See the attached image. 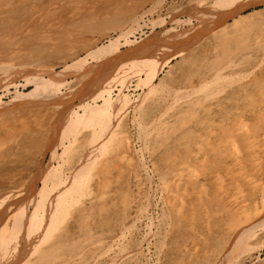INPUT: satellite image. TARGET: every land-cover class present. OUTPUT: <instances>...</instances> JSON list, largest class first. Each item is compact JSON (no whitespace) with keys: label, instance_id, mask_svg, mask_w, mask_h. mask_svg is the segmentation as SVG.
<instances>
[{"label":"bare ground","instance_id":"6f19581e","mask_svg":"<svg viewBox=\"0 0 264 264\" xmlns=\"http://www.w3.org/2000/svg\"><path fill=\"white\" fill-rule=\"evenodd\" d=\"M176 1L177 0H170L169 2L168 0H0V91L5 92V94L2 93V95H0V118H2L1 120H3L5 117H12L17 112V107H28L29 105H34L37 107V109L33 108L29 109L28 111L30 113L31 111H36V115L39 118V121H36V119L34 121L37 122L36 124L45 123L44 128H46L43 131H34L32 125L27 122L25 123V125H23L24 128L22 129V133L20 132V134H16L13 139L9 140L8 144L11 143L10 145H6L4 150H1L0 147L1 173L4 170L3 168H5V166H11L12 170L15 167L26 168L29 170L31 175L28 176V179L26 181L23 178L17 179V181H13V183H11V185L7 188L0 185V264H103L101 262L104 260H102L101 262L92 260L95 254L90 245L95 242V239L91 234L92 230L90 229V231L88 229H85L88 224L90 225L92 223L89 222V220L92 216V210L94 208L89 209L88 207V212H85V208H71V206H74L73 203L77 198H75V200L73 201L68 202L66 199L67 197L65 196V192L70 193L72 189L71 186L76 184L77 181H80V179L82 178V167L84 165H82L81 163L85 161L90 162L91 158L89 157L87 160H84V158H79L80 161H78L79 163L77 162L79 165L73 166L71 172L69 171V175L66 173L67 176L64 174L65 172L62 171L64 163H62L63 160L61 161L62 164H60L59 162V164L56 163L57 165H54V162L60 158L63 159V156L65 154H69L71 156L74 153H77L78 150H80L79 148H81V150L83 149L84 152L87 148L90 149L91 145L99 144L101 140L109 141V136L115 139L113 131L117 126L114 127V125H116L117 122L120 121L123 114H126L129 106L131 105V102L128 100L129 97H127V94L125 93L128 85L126 86L124 84L125 81H123V79L127 78L126 76L129 73L128 71L133 69V76L137 77V79H135L136 87H143L147 89L143 93L142 89H140L141 92H139L142 93L140 94V97L144 98L146 96L147 98L148 95H153L157 91L161 92L168 86L167 81L169 80L168 77L171 73L170 70L168 71L166 70V68L170 67L171 62L169 61H172L169 60V58L175 59L179 57L181 58V60H183L184 63H186L188 61H191V59L199 60L201 55H206L204 53H207L212 49L214 52L215 48H217V50L221 49L223 51L230 52L231 44L234 46H236L235 44H237L236 49L240 50V48H242L240 47V45L242 46V44L239 45V43L244 39V37L238 35L229 37L227 35L229 34L228 32H230L232 35L236 32H242V30H249V27L251 26L250 24L257 25L259 24L258 22L260 19H264V15H262L263 12H260L261 9H254L253 11L244 14V11L249 9L250 7L264 5V0H213V2L203 7L199 2V4L189 3V5L192 4L191 6H189L186 4L178 3V1ZM147 3L149 4L148 8H146L145 6ZM164 3L165 5H167L165 9L167 11L165 17L161 13L163 11L162 6ZM124 4H126L125 8L123 7ZM114 8H116L117 10L112 12L111 10ZM179 14H183L184 16H179ZM149 16L150 19L144 21V18ZM229 19H232V21L229 22ZM216 24H219V26L211 28ZM168 25L170 27H168ZM260 27L264 29L261 24ZM156 28H160V30L156 31ZM181 28H184L185 30ZM148 30L149 32H147ZM186 30H189L191 34L189 37L184 38L185 33H183V31ZM84 33H87L89 36L84 37ZM136 34L139 36L136 37ZM97 35L103 36V40L99 41V43H97L95 39ZM240 35H242V33ZM131 37L133 39H131ZM171 40H175L176 47L174 48L173 45V48H171L173 49V51L170 52L171 49H168V46L171 47ZM245 41L244 43L248 44L249 38L247 37V35H245ZM192 44H197V47L189 50V48L192 47ZM123 47H126V49L122 50ZM250 47H248V49ZM82 50L84 51L82 54L83 56L79 53ZM163 50L165 51V55L161 56L159 53ZM186 51H188L187 54ZM261 58L263 59V57ZM54 59L62 61V68L60 70H56V68H53L54 65H50V63ZM157 59L161 60L160 63L159 61L156 62ZM138 64H141L143 67L150 66L151 64L157 65L153 66L150 69V77L148 82L139 75L143 73V70L137 68ZM201 64L204 65L203 63ZM234 64L236 66L237 63ZM106 65L112 66V68L108 67L107 69ZM211 65L212 64L206 63V66H208L207 68L211 69ZM97 69H100V74H116V76L111 75L110 78H106L103 82V86H100V88H98L96 92L94 91V96L93 94V97L91 96L93 99L92 103H86L83 101L82 103L80 101L81 103H78L79 105L77 106L79 111L75 110L72 107L73 103L69 102L68 98L72 99L76 96L75 90L77 89V87L72 84V82L69 80V77L77 73H85L83 72L85 70H87L86 75H88L89 70ZM165 70L166 73H164ZM250 72L252 73V70ZM14 74H18L19 78H15L13 76ZM243 76L244 74L242 75V77ZM79 77L83 78V76ZM228 77H230V75ZM21 80L23 81V83H20ZM226 81L228 82V80ZM229 81L231 80L229 79ZM115 83H120V86L115 85ZM197 84L199 85V83ZM218 84L219 83H217L216 87L218 86ZM225 84L228 85L227 83ZM19 87H22L23 90H19ZM11 88H13V91H10ZM213 88L215 89V87ZM213 88L211 89L213 90ZM246 88L247 86H239L238 88H235L234 91H231L228 96V104L230 106L228 107V110H238L237 108H235V106L240 103L239 98L242 96V91ZM211 89L209 91H211ZM180 90L182 91V89ZM187 90L188 92L174 90L176 92H174L173 94V106L180 103L181 101L185 103L187 102V104H191L192 100L188 102L187 99H189V97H191L192 95H196V93L200 91L197 88L192 89L191 91L189 89ZM244 92L248 91L244 90ZM5 95H9L10 99L8 101L2 100L3 96ZM204 95L200 94L201 97H198L199 100L198 98H194L196 99L195 105L204 104L208 96H210L207 94V96L204 97ZM150 98L152 99V96ZM139 99L135 100V104L133 102L134 105L132 106L134 108L139 104ZM147 99L152 102L149 98ZM157 99L159 100L160 98L158 97ZM155 100L153 101V103H157L158 100ZM162 102L163 101H161V103ZM37 103H40V105H38L39 107L37 106ZM172 103L173 102H171V105L169 106H172ZM10 105L14 108H9ZM152 105L154 104L151 103V106ZM147 106H149L148 103ZM157 107L158 105L156 106V108ZM174 108V110H176V108L178 107L174 106ZM154 109L155 107L153 108V110ZM42 110H47V118L44 116L45 113H42ZM143 110L145 109L143 108ZM56 112H61L60 115H62L64 118V124L61 126V129H63L62 132H65V134L61 138H59L58 136L59 139L55 140L57 145L51 143L49 144L47 142L52 138L53 135L52 126L55 124L54 119L57 118ZM188 113V108L182 107V111L174 112V123H167V121H165L166 123L160 125L162 131L160 132L158 130L162 138L165 136L164 139H166V141L160 140V142H162V144H165L166 142L167 150H171V152H174L176 147L181 146L182 149L185 148L187 151V153L182 154L178 168H175L172 171L168 170L161 174V180L164 183V187L166 190V196H163L164 199L161 202L162 211H168V209H165V207L168 208V206L170 212H172V210L174 211L172 195L175 194L176 196L175 191L177 189L173 191V189L169 188L167 179L170 176L171 178H173L171 180L173 181V183H175L177 188L183 182H185L186 184L184 185L188 184L189 186L195 187V189H192V192H194V194H203L202 197L198 198L199 204H208L211 202L213 203L216 199L215 195H209L207 193L209 189L208 187L210 186L209 181L213 179V176L206 172L207 165L205 163L207 161V158H209V154H207V152L203 149V146L198 143V147L196 146V148H198V161L192 159V153L190 151V144L188 141L194 137H192L190 133H185L183 141L180 142V135L182 133L177 134V131L180 130L179 126L181 125L179 124V122H182L184 124L186 122L185 115ZM262 113V118H264V105L262 107ZM148 115L146 117H148ZM180 115L181 117H179ZM190 116L192 117V115ZM239 116H234V118H238ZM141 118L139 116V120H141ZM162 118L163 117L161 116L160 119ZM234 118L230 120L231 118L227 115L221 116L222 121H225V123H227V126L224 127L225 130L222 128V131L221 128H219L218 132H215L213 134L212 138L214 139V141H209V146H211V151L209 152H211L210 159L212 164L215 162L216 165H218L223 162H230V160L234 162V166H236L235 170L228 167L226 168V173L231 176V179L229 181L234 184L235 189H238L241 194L240 196H238V194L235 195L233 191L232 193L226 192L230 189L228 188L224 190V186H220V192L223 190L222 193L225 194L226 192L228 197L226 199V204L222 203L221 205L215 202L217 211H214L209 215V218H212L213 221L209 226L221 229V232L217 233L218 236L215 241L210 244H204V252L202 254L193 249L195 250L194 255L189 254L188 256H185L183 254H180L175 258L174 261H172V264H231V261L233 259L239 257L246 251V249H248V241L256 236L255 229L258 227L262 229L264 228V179L259 178V175L255 174L253 168H250L252 173L245 174L246 171L243 172L245 169L244 160L247 158L245 157V155H243L242 146L235 143L236 141H239L238 143H241L243 145L245 142L246 133L248 135L250 134L247 127L249 125L248 119H246L245 116H241L237 120ZM177 123L179 124V126H176ZM57 124L58 123H56L55 125ZM185 125L186 124H184V126ZM157 126L155 124H151L149 128L156 130L158 128ZM135 129L137 130V128ZM83 130H89L91 132L88 134V137L86 139L82 138L83 142L79 147L78 143H76V139H78V137H75V134H78ZM143 130L145 129L143 128ZM144 134L150 137L147 131H145ZM136 135L140 136L141 134L139 135L137 133ZM203 137L204 139H207L205 138L206 136ZM45 138L48 140L46 141ZM145 138L146 137H144L143 139ZM201 140L203 141V138H201ZM105 142L107 144V141ZM160 142L159 144H161ZM5 143L6 142L0 137V146L4 145ZM225 143L227 145L224 149ZM76 145L77 147H75ZM43 148L44 150H42ZM102 149H100V151L98 152L100 153ZM47 150L50 151V158L48 160L45 158V152ZM89 153L91 154V152ZM84 155H86L87 158V154ZM262 157L264 158V153L262 154ZM175 159L176 158L172 157V162L175 161ZM17 163L21 164L18 166ZM152 163L151 166H148V164L147 166L144 165L146 171L150 170L151 167H153ZM142 164L143 163H141V165ZM194 164H197L200 168L203 169V171H201L200 169V173L194 166ZM212 164L211 166H209L208 170H210L214 166ZM69 165H71V163ZM33 166H35L34 172H32L31 170ZM249 167H251V164H249L248 167L246 165V169ZM137 169L139 168L137 167ZM5 170L7 172V169ZM196 170L198 171L197 173ZM143 171L145 173V170ZM233 173H235L236 175L234 176ZM168 174L170 175L169 177ZM146 175L148 176V173H146ZM151 178L152 177L148 176L146 177L147 180L145 181L149 182L152 180ZM219 178H221V176H219ZM240 180H243L245 183L242 184ZM222 182L224 183V181ZM39 183L41 184V186H39ZM143 183L145 184L144 181ZM140 185L143 186L141 181ZM139 187L140 186H138V188ZM150 187L152 188V186ZM29 193L31 194V196ZM80 193L83 192L81 191ZM80 193L78 192L79 197L81 195ZM72 195L74 196L76 194ZM159 197L160 196H158V199ZM141 200H143V198ZM131 202L132 201L129 200L128 204L130 205ZM223 202L225 203V201ZM152 205L155 207L158 206L156 203H153ZM64 206H70L68 207L69 209H75V212L79 213L77 214L76 223L74 221L75 226H70L69 228L63 227V229H61L64 231L61 232L58 230L57 232L54 229L55 232H52L51 228L53 227L51 225H54L59 216H62V214H60L56 219L55 217L57 216V211L59 210V208H63ZM121 207H124V209H122ZM121 207L113 206L111 217H107L104 215L101 222H98L99 229H102L104 227V229L106 228V231H108L109 233H113L116 230L115 226L122 225V227L120 226L121 231L119 235L109 237L111 242H114L115 245L117 240L119 241L120 239H124V235L126 234L125 229L129 230L130 228L131 231V227L132 225H134L132 224L131 226H125L123 224V222L125 221L124 217L128 213V207L126 204L125 206ZM120 208L122 209V211ZM153 210L151 211V214L154 213ZM69 211L68 213H70ZM142 211H145V208L139 210V215L136 216L137 220L139 219L140 214L144 213ZM64 214L68 215L66 213ZM101 215H103V212ZM145 216L147 218V212ZM69 217L71 218V216H68V220ZM149 219H152L153 221V218ZM252 219L255 221L254 223H251ZM139 220L141 222V219ZM177 220L180 221L178 222L177 226H180L181 221L185 219L180 217ZM67 222L68 221H66V223ZM167 224L168 223L166 222L164 226H166ZM149 225V223L148 225L144 224V226ZM156 225L159 227V224ZM56 227V229H58V226ZM135 227L136 225H134V228ZM154 227L156 226L154 225ZM148 230L150 231V229ZM53 233H56V235ZM167 235H169V233L163 234V236ZM117 236L118 238H115ZM176 238L177 236H175V232L172 230L170 239L173 240L171 242L174 245ZM103 241L105 240L103 239ZM143 242L146 243V241ZM100 243L101 242H96V245L100 246ZM129 245L130 244H128V246ZM136 245L137 244H135V246ZM98 246L97 250L101 248V246L100 248H98ZM116 248L117 247H115V249ZM253 249L255 250L256 248ZM107 260V264H117L119 261L116 256L112 257V260Z\"/></svg>","mask_w":264,"mask_h":264},{"label":"rangeland","instance_id":"374dc122","mask_svg":"<svg viewBox=\"0 0 264 264\" xmlns=\"http://www.w3.org/2000/svg\"><path fill=\"white\" fill-rule=\"evenodd\" d=\"M149 1H151V0H149ZM169 1L170 0H168V2ZM177 1H178V3H182V4H186V5H189V3H192V4H194V3L199 4L200 3L202 7L207 6V4L213 2V0L212 1L211 0H205V1L204 0H198V1L197 0H177ZM165 3L162 6L163 11L161 12L162 15H164V17L166 16L165 14L167 12L165 10L167 7V5H165ZM191 5H189V6H191ZM125 6H126V4L123 5L124 8H125ZM145 6H146V8H148L149 4L147 3ZM170 8H169V10H170ZM254 9H256V10L261 9L260 12H263L262 15H264V5H258L255 7H250L249 9L244 11V14H247V13L253 11ZM115 10H117V9L114 8L111 11L114 12ZM182 15L183 14H179V16H182ZM182 18H184V17H182ZM147 19H150V16L144 18V21H147ZM231 21H232V19H229V22H231ZM258 23L259 24H257V25L250 24L251 26L249 27V30H246V31L242 30V32H236L232 35L230 32H228L229 34H227V35L229 37H232L235 35L244 37V39L242 41H240V43H239V45L242 44V46L240 45V47H242V48H240V50L236 49L237 44H235L236 46L231 44L230 52L232 54L229 51H223L221 49L217 50V48H215L214 52L212 49V50L208 51L207 53H204L206 55H204V56L201 55L199 60L198 59H193V60L191 59V61H188L186 63H184L183 60H181V58H179V57L175 58V59L169 58V60H172V61H169V62H171L170 67L166 68V70H168V71L170 70V73H171L168 77L169 80L167 81L168 86L161 92L157 91L155 93L156 95L155 94L148 95L149 97L147 96V98H149L152 102H150L146 98V96L144 98L140 97V94H142L147 89L143 88V87H140V88L136 87V85H135L136 80L135 79H137V77L133 76V69L128 71L129 73L126 76L127 78L123 79V81H125L124 84L126 86L128 85V88L125 90V93L127 94V97L130 98V99L128 98V100L131 102V105L129 106L126 114H123L120 121L117 122V124L115 123L116 125H114V127L117 126L113 131L115 139H113L112 137L109 136V141L108 140H104V141L101 140L99 142V144L91 145L90 149L87 148L84 151L87 153H84L83 149L81 150V148H79L80 150H78L77 153H74L71 156L69 154L68 155L65 154L63 156V159L60 158L61 160L58 159L57 161L54 162V165L59 164V162H60V164H62L63 162L66 163V164L63 163L62 171L65 172L64 174L67 176V174L69 175V173L71 172V169L73 166L79 165L78 161H80V159L84 158V160H87L89 157L91 158L90 162L85 161V162L81 163L82 165H84L82 167L83 173L81 172L82 178L80 179V181H77L76 184L71 186L72 189H71L70 193L65 192V196L67 197L66 199L68 202L73 201V200H75V198H77L73 203L74 206H71L69 204L71 206V208H75V207H77V209L78 208L79 209L85 208L84 209L85 212H88V210L90 208H94L93 209L94 211L92 210V212H93L92 216L90 217V220H89V222H92V223L90 225L88 224V226L85 227V229H88V230L91 229L92 230V231L91 230L90 231H91V234L94 236V239H95V242H93L90 245L91 249L94 250L93 252L96 255V257L94 255V258H92V260H97L99 262L104 260L101 263L107 264V262H108L107 259L112 260V257L116 256V258L119 260L117 264H127V263L128 264H149V263L150 264H172V261H174L175 258L180 254H183L185 256H188L189 254L194 255L195 250L202 254L204 252V244H210L213 241H215V239L218 236L217 233L221 232V229H218L215 227L213 228V227L209 226L210 223L212 224V222H213L212 218H209V215L212 212L217 211L216 210V203H219L221 205H222V203L226 204V199L228 197L226 192L232 193V191H233V193H235V195L238 194V196H240V194H241L238 191V189H235L234 184L229 181L231 179V176L226 173V168H228V167L230 169L235 170L236 166H234V162H232V160H230V162L227 161V162H223V163L216 165L215 162L212 164L211 159H210L211 152H209V151H211V146H209V141L210 142L214 141L212 136L215 132H218L219 128H221V130H222V128L224 129V127L227 126V123H225V121H222L221 116L227 115L231 118L230 120H232V118H234V116L240 115L239 117L245 116L246 119H248L249 125L247 127H248L250 134L248 135L246 133L245 142L243 145L241 143H238L239 141H236L235 143L242 146L243 155H245V157L247 158L244 160L245 161V164H244L245 169L243 172L246 171L245 174L252 173L250 168H253L255 171V174L259 175V178L264 179V173H263L264 172V158L262 157V154L264 153V118H262V115H263L262 107L264 105V95H263L264 94V83H263L264 82V55H263L264 54V43H263L264 42V29L260 27V24L262 25V27H264V19H260ZM216 26H219V24H216L211 28H214ZM168 27H170V26L168 25ZM181 29L185 30L184 28H181ZM159 30H160V28H156V31H159ZM147 32H149V30ZM183 33H185L184 38L189 37L191 34V32L189 30L183 31ZM241 33H242V35H240ZM243 34L247 35V37L249 38L248 44L244 43L245 35H243ZM83 36L88 37L89 35L87 33H84ZM137 36H139V35L136 34V37ZM95 39H96V42L99 43V41L103 40V36L97 35V37H95ZM131 39H133V38L131 37ZM234 41H236V40H234ZM171 42H172V45H171V47L168 46L169 47L168 49L176 47L175 40H171ZM197 44H192V47L189 48V50H191L194 47L196 48ZM218 47H219V45H218ZM248 47H250V48L248 49ZM125 49H126V47L122 48V50H125ZM246 49H247V51H246ZM243 50H244V52H243ZM171 51H173V49H171L170 52ZM188 51H186V54ZM83 52L84 51L82 50L79 53L82 55ZM159 54L161 56L165 55V51L163 50ZM260 56L263 57V59ZM201 60H205L206 62L201 61ZM157 61H159V63H160L161 60L157 59L156 62ZM260 61L263 63H261ZM61 62L62 61H60V60L54 59V60H52L50 65H52V66L54 65L53 68H56V70H60L62 68ZM201 63H203L204 65H202ZM206 63L212 64L211 69L207 68L208 66H206ZM234 63H237L236 66ZM153 66H157V65L151 64L150 66H146V67H143L141 64L137 65L138 69L143 70V73H141L139 75L143 79H145L147 82L149 81V77H150V69ZM108 67L112 68V66L106 65L107 69H108ZM253 67H257V68H253ZM143 68H145V69H143ZM213 68H214V70H213ZM221 68H222V71H221ZM99 70L100 69L89 70L88 75H86L87 70H85V71H83L85 73H82V74L77 73V74L69 77L70 78L69 80L72 82V84L77 87V89L75 90L77 97L75 96L72 99L68 98L69 102L73 103L72 107L75 110L79 111L77 106L82 101L86 102V103H92L93 102L92 97L94 96V91L96 92L97 89L100 88V86H103V82L106 78H110L111 75L116 76V74H108V75H107V73L100 74ZM166 70L164 71V73H166ZM216 70H219L220 72L216 71ZM249 70L250 71L252 70V73ZM236 73H237V75H236ZM242 73L244 74L243 77H242V75H243ZM95 74H96V76H95ZM225 74H227V75H225ZM229 75H230V77H228ZM13 76L15 78H19L18 74H14ZM79 76H83V78H81ZM210 78H211V80H210ZM214 78H216V79H214ZM229 79L231 81H229ZM207 80L208 81L210 80V81L208 82ZM226 80H228V82H230V83H228ZM237 80H239V81H237ZM240 80H241V82H240ZM21 81H20V83H23V81L22 82ZM215 82L219 83L218 84L219 88H218V86L216 87L217 83H215ZM197 83H199V85ZM225 83H227L228 85H226ZM233 83H236V84H233ZM256 84H258V85H256ZM115 85L120 86V83H115ZM222 86L223 87L225 86V87L223 88ZM239 86H241V87L247 86V88L244 90H247L248 92H244V90L243 91L241 90L242 96L239 98L240 103L235 106V108H237L238 110H235L236 112L230 111V110H228V107H230L228 104L229 103L228 102V96L232 90L234 91L235 88H238ZM213 87H215V89ZM28 88H30V87H28ZM191 88L192 89L197 88L198 90H200L198 93H196V95H192L191 97H189V99H187L188 102L190 100H192L191 104H187V102L185 103V102L179 101L180 103L174 105L178 108H176V110H174L175 108L173 106V104H174L173 94H174V92H176L174 90L181 91L180 89H182L181 92H188L187 89L190 90ZM211 88H213V90ZM140 89H142V93H140L141 92ZM203 89H204V91H203ZM210 89H211V91H209ZM19 90H23V88L19 87ZM218 90H220L221 92ZM10 91H13V88H11ZM166 92L169 95H167ZM201 92H203L204 94L206 92V94L204 95ZM207 92H209V93H207ZM260 92H262V93H260ZM2 93L5 94V92L0 91V95H2ZM161 93L162 94L164 93V94L162 95ZM199 93L201 95H204V97H206L207 94L210 96H208V98L206 99L204 104L195 105L196 99H194V98H198V97L200 98L201 96ZM92 94H93V96H92ZM84 96H86V97H84ZM151 96H152L153 100L150 98ZM162 96L163 97L168 96V97L167 98L164 97L166 99L165 100ZM158 97L160 98L159 100L157 99ZM170 97L171 98L173 97V98L171 99ZM139 98L141 100L144 99L145 101L144 100L141 101ZM199 98H198V100H199ZM9 99H10L9 95H5L2 98L3 101H8ZM137 99H139V104L134 108L132 105L135 104V100H137ZM146 99H147V101H146ZM155 99L158 100L157 103H153V101ZM161 101H163V102L161 103ZM210 101H212V102H210ZM133 102H134V104H133ZM142 102H143V104H142ZM145 102H146V104H145ZM165 102H166V104H165ZM171 102H173L172 106H169V105H171ZM147 103L149 106H147ZM151 103L154 105L151 106ZM248 103H249V105H248ZM223 104H226V105H223ZM38 105H40V103H37V106ZM157 105H158V107L156 108ZM24 107H25V109H24ZM24 107L23 106L17 107V109H16L17 112L15 113V115H13L12 117H5L4 118L5 121H4V119L1 120L2 118H0V121H1L0 122V137H1V139H3L7 143V144L5 143L4 145L0 146L1 150H4L6 145L11 144V143L8 144L9 140L13 139L16 134H20V132L22 133V129L24 128L23 125H25V123H27V122L32 125L34 131H38V130L43 131L46 129V128H44L45 123L36 124L37 123L36 121L37 120L39 121V118L36 115V111H31V113L28 111L29 109H33V108L37 109V107L34 105H29L28 107H26V106H24ZM154 107H155V109L153 110ZM182 107L188 108V111L190 114L188 113L185 115V117H186V122L184 123V124H186L185 126L182 122L181 123L179 122V124H181L180 126L177 123L176 126L180 127V130L177 131V134L182 133L180 135V137H181L180 142L183 141V138L185 137V133H190L191 136L194 137L188 141L190 144L189 148H190V151L192 153L191 154L192 159H195L198 161V158H197L198 157V155H197L198 154V148H196L198 143L200 145H202L203 149L207 152V154H209V158H207V161L205 163L207 165V171L206 172L209 173L210 175H212L213 179H211L209 181L210 186L208 187L209 189H208L207 193L209 195H212V194L215 195V197H216L215 202L216 203L215 202L212 203L210 201L211 203H208V204H199L198 198L202 197L203 194H194V192H192V189H195V187L189 186L188 184L184 185V184H186L185 182H183L179 186L180 188L179 187L177 188L175 183H173V181L171 180L173 178H171V176L168 174V177L170 176L167 179V183H168L169 188L173 189V191H175L177 189L175 191L176 196H175V194L172 195L173 196L172 197L173 203H174L173 204L174 205V211L172 210V212H170L169 206H168V208L165 207V209H168V211H166V210L162 211V208H161L162 203L161 202L164 199L163 196H166V190L164 187V183L161 180V174L168 171V170L172 171L173 169L178 168L180 161H181L180 159L182 157V154L187 153V151L185 148L182 149L181 146L176 147L174 152H171V150H167L166 142H165V144H162V142H160V140L166 141V139H164L165 136L163 138L161 137L160 132L162 131V128H160V125L166 123L165 121H167V123H174V120H175L174 112L182 111ZM9 108L13 109L14 107L10 105ZM143 108L145 110H143ZM140 110H141V113H140ZM156 110H157V112H156ZM18 112H19V114H18ZM149 112L151 115L149 114ZM166 112H167V114H166ZM42 113H45L44 116L46 118L48 117L46 115V114H48L47 110L46 111L42 110ZM56 113L55 114H56L57 118L56 117L55 118L57 120L54 119L55 120L54 123L55 124L58 123V124L57 125L54 124L52 126L53 127L52 128V132H53L52 138L49 140L45 138L46 141L48 140L47 142L49 144L51 143V144H55V145H57L55 140H58L59 138H61L65 134V132H62L63 129H61V126L64 124L63 123L64 118L62 115H60L61 112H56ZM144 113H145V115H144ZM158 113L161 115H159ZM163 114H166L167 116L163 115ZM147 115H148V117H146ZM155 115H157V116H155ZM190 115H192V117ZM139 116H140V118L142 116L141 120H139ZM161 116L163 117L162 119H160ZM179 117H181V115ZM129 118H131L132 120ZM238 118H234V119L237 120ZM35 119H36V121H34ZM143 119H144V121H143ZM153 120L155 123L153 122ZM139 122H140V124H139ZM229 122H231V121H229ZM133 123H135V124H133ZM142 123H144V124H142ZM151 124H155L156 126L158 125L157 127L159 129L157 128L156 130H154V129L149 128L151 126ZM139 126H140V128H139ZM40 127H42V128H40ZM54 128H56V129H54ZM135 128H137V130ZM143 128L145 130H143ZM148 128H149V130H148ZM158 130L160 132H158ZM145 131H147L149 133L148 135L150 137H148L144 134ZM155 131L157 132V134ZM90 132L91 131H89V130H83V131H80L78 133L79 135L75 134L76 135L75 137H78V139H76L77 140L76 143H78L79 147H80L81 143L83 142V139L84 138L86 139ZM245 132H247V131H245ZM137 133L139 135L140 134L141 135L138 136V135H136ZM210 133H211V135H210ZM31 134H33V133H31ZM154 135H156L157 137ZM55 136H57V137H55ZM58 136H59V138H58ZM203 136H206L205 138H207V139H204ZM144 137H146V138L143 139ZM79 138H81V139H79ZM138 138H140V139H138ZM201 138H203V141L201 140ZM126 140H128V141H126ZM105 141H107V144ZM159 142L162 145L159 144ZM108 144H110V145H108ZM232 144H233V142H232ZM96 145H97V147H96ZM158 145H159V147H158ZM226 145L227 144L225 143L224 149H225ZM75 147H77V145ZM102 147H103V149H102ZM88 149H89V152H91V154L88 152ZM94 149H95V152H94ZM100 149H102V151L99 153L98 151H100ZM42 150H44V148ZM60 151H61V149H60ZM195 151H196V153H195ZM49 152L50 151H48V150L45 152V155H46L45 158L47 160L50 158ZM101 153H103V154H101ZM84 154H87V158H86V155H84ZM122 155H123V157H122ZM143 156H144V158H143ZM39 157H38V159H39ZM172 157L176 158L175 161H173V162H172ZM131 159H132V161H131ZM138 160H139V162H138ZM140 160H141V162H140ZM61 161H62V163H61ZM144 161H146L147 163ZM93 162H94V164H93ZM152 162H154V163H152ZM70 163H71V165H69ZM135 163H137V164H135ZM141 163H143V164L141 165ZM151 163L153 164V167H151L150 170L146 171L145 166H147V164H148V166H151ZM17 164L19 166L21 163L20 164L17 163ZM92 164H93V166H92ZM211 164L214 166L210 170H208V168H209V166H211ZM249 164H251V167L246 169V165L248 167ZM194 166L197 168V170L200 173H201V171H203V169L200 168L197 164H194ZM137 167L140 170L137 169ZM142 167H144V168H142ZM34 168H35V166H33V168L31 169L32 172H34ZM3 169L4 170L2 171V173L0 172V185L5 186V188L9 187L11 185V183H13V181H15V180L17 181V179L23 178L26 181L28 179V176H31L29 170L26 168H23V167H21V168L15 167L12 170L11 166H5V168H3ZM5 169H7V172ZM131 169H133V170H131ZM200 169H201V171H200ZM143 170H145V173ZM197 170H196V173L198 172ZM146 173H148V176L152 177L151 179L153 181L152 180L149 181L150 183L148 181L147 182L145 181V180H147L146 177H148L146 175ZM235 173H233L234 176L236 175ZM133 174H134V176H133ZM144 176H145V178H144ZM219 176H221V178H219ZM135 177L138 179H136ZM9 178H10V180H9ZM97 178H98V181H97ZM133 178H134V180H133ZM140 181L143 184V186L140 185ZM143 181L145 182V184L143 183ZM222 181H224V183ZM240 182L242 184L245 183L243 180L242 181L240 180ZM159 183H160V187H159ZM135 185H136V187H135ZM39 186H41L40 183H39ZM138 186H140V187L138 188ZM150 186H152V188ZM220 186H224V188H223L224 190L228 189V188L230 190L229 191L227 190L226 192L224 191L225 192V194H224V193H222L223 190L220 192V190H219L221 188ZM80 188L81 189L84 188V189L81 190ZM137 188H138V191H137ZM81 191L83 193H80ZM78 192L81 194V195L79 194L80 197L78 196ZM72 194H76V195L73 196ZM191 194H193V195H191ZM145 195H146V199H145ZM30 196H31V194H30ZM158 196H160L159 199H158ZM142 198H143V200H141ZM127 200L132 201L130 205L128 204ZM88 201H90V202H88ZM91 201H92V203H91ZM126 201H127V203H126ZM223 201H225V203ZM90 203H91V206H90ZM150 203H152V204L156 203L158 206L155 207ZM125 204L128 207V213L124 217L125 221L123 222V224L125 226H131L132 224H134V225H136V227L134 228V225H132L131 231H130V228H129V230L125 229V233L127 235L126 234L124 235V239H120L119 241L117 240V242H116L117 246H116L114 242H111L109 237L119 235L122 225H120L121 227L119 225L115 226L116 230L113 233H109L108 231H106L107 230L106 228L104 229V227L102 229L101 228L99 229L98 222H101L102 217H104V215L107 217H111V212L113 210V206L121 207V206H125ZM148 205L149 206L151 205V206L149 207ZM70 206H67V207L64 206L63 208H59V210L57 211V216L55 218L57 219L60 214H62V216H59L60 219L58 218V220L55 221V224L51 225L53 227V228H51L52 232H55V230L56 231L58 230L61 232V231H64V230H62L63 227L69 228L70 226L71 227L75 226L77 214H79V213L75 212V209L74 210H72L71 208L69 209L68 207H70ZM88 207H89V209H88ZM135 208L138 211H136ZM142 208H145V211H142L144 213H141L142 216H141V214L139 216V219H141V222H140L139 219L138 220L136 219L137 218L136 216L139 215V210H142ZM64 209H66V210H64ZM122 209H124V207ZM122 209H121V211H122ZM160 209H161V211H160ZM152 210L154 212L153 214H151ZM64 211H66V212H64ZM68 211L70 213H68ZM71 211H72V213H71ZM102 212H103V215H101ZM106 212H108V213H106ZM146 212H147V218L145 216ZM64 213H66L68 215H65ZM162 215H164V216H162ZM68 216H71V218L69 217V220H68ZM180 217L185 219V220L181 221L180 226H177L178 222H180L177 219H179ZM149 218H153V221H152V219H149ZM165 218H166V220H165ZM62 219H64V220H62ZM60 221H62V222H60ZM66 221H68V222L66 223ZM74 221H75V223H74ZM161 221H162V223H161ZM143 222L145 225L146 224L148 225V223L150 225L144 226ZM166 222L168 224L166 226H164ZM252 222L254 223L255 221L252 219L251 223ZM63 224H65V225H63ZM156 224H159V227ZM154 225L156 227H154ZM56 226H58V229H56L57 228ZM140 226H141V228H140ZM148 229H150V231ZM158 229H159V231H158ZM153 230H155V231H153ZM172 230L175 232V236H177V238L174 242L175 245L172 244L171 241H173V240L170 239V234H171ZM255 231H256L255 232L256 236L248 241V246H247L248 249H246V251L244 253H242L240 256L238 255L239 257H237L236 259H233L231 261V264H264V247H263L264 246V228L262 229V228L258 227L255 229ZM94 232H96V233H94ZM158 232L160 235L158 234ZM168 233H169V235L163 236V234H168ZM53 234L56 235V233H53ZM143 234H144V236H143ZM146 234H148V235H146ZM129 237H130V239H129ZM115 238H118V236ZM103 239L107 242L103 241ZM125 239H126V242H125ZM156 239H157V241H156ZM160 240H162V241H160ZM143 241H146V243ZM96 242L97 243L101 242L100 243L101 248H100V246L96 245ZM134 243L137 245L135 246ZM119 244H120V246H119ZM128 244H130V245L128 246ZM97 246L100 249L97 250ZM115 247H117V248L115 249ZM154 247H156V248H154ZM251 248L252 249L256 248V249L252 250ZM257 248H259V249H257ZM106 249H107V251H106ZM193 249H195V250H193ZM95 250H96V252H95ZM110 250H111V252H110ZM112 251H114L115 253ZM118 254L119 255L122 254V255L119 256ZM155 254L157 257L155 256ZM140 255H141V257H140ZM105 256H106V258H105ZM108 256H109V258H108ZM132 256H134V257H132ZM136 257H137V259H136ZM119 258L120 259L122 258V259L120 260ZM128 258H130V259H128ZM122 260H123V262H122Z\"/></svg>","mask_w":264,"mask_h":264}]
</instances>
